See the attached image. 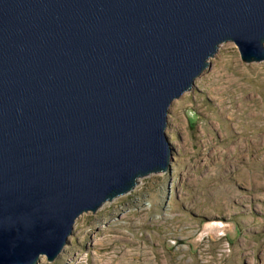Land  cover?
<instances>
[{
  "label": "water",
  "instance_id": "1",
  "mask_svg": "<svg viewBox=\"0 0 264 264\" xmlns=\"http://www.w3.org/2000/svg\"><path fill=\"white\" fill-rule=\"evenodd\" d=\"M227 41L264 60V0H0V264L169 170L172 100Z\"/></svg>",
  "mask_w": 264,
  "mask_h": 264
},
{
  "label": "rangeland",
  "instance_id": "2",
  "mask_svg": "<svg viewBox=\"0 0 264 264\" xmlns=\"http://www.w3.org/2000/svg\"><path fill=\"white\" fill-rule=\"evenodd\" d=\"M223 42L172 100L170 169L76 221L37 264H264V60Z\"/></svg>",
  "mask_w": 264,
  "mask_h": 264
},
{
  "label": "built area",
  "instance_id": "3",
  "mask_svg": "<svg viewBox=\"0 0 264 264\" xmlns=\"http://www.w3.org/2000/svg\"><path fill=\"white\" fill-rule=\"evenodd\" d=\"M74 227H75V224H74ZM74 227H73V229H74Z\"/></svg>",
  "mask_w": 264,
  "mask_h": 264
}]
</instances>
